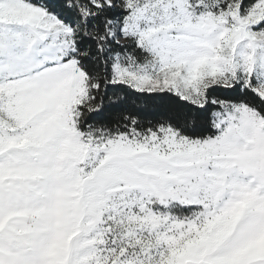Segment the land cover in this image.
Segmentation results:
<instances>
[{
  "label": "snow or ice",
  "instance_id": "obj_1",
  "mask_svg": "<svg viewBox=\"0 0 264 264\" xmlns=\"http://www.w3.org/2000/svg\"><path fill=\"white\" fill-rule=\"evenodd\" d=\"M0 264H264V0H0Z\"/></svg>",
  "mask_w": 264,
  "mask_h": 264
}]
</instances>
